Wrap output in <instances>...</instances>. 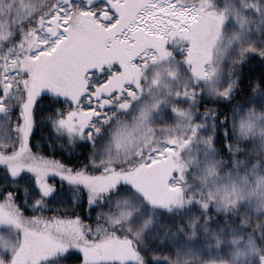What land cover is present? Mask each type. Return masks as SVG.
Wrapping results in <instances>:
<instances>
[{"label":"snow or ice","instance_id":"obj_1","mask_svg":"<svg viewBox=\"0 0 264 264\" xmlns=\"http://www.w3.org/2000/svg\"><path fill=\"white\" fill-rule=\"evenodd\" d=\"M0 264H264V0H0Z\"/></svg>","mask_w":264,"mask_h":264}]
</instances>
